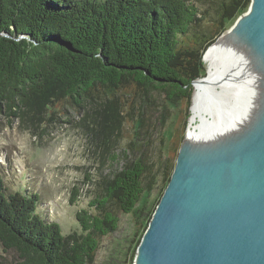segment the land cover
<instances>
[{
	"label": "trees",
	"instance_id": "trees-1",
	"mask_svg": "<svg viewBox=\"0 0 264 264\" xmlns=\"http://www.w3.org/2000/svg\"><path fill=\"white\" fill-rule=\"evenodd\" d=\"M250 2L0 0V113L34 123L71 107L104 153L127 121L136 126L122 156L107 158L124 163L99 179L90 204L96 211L76 213L80 231L64 235L59 222L37 212L38 194L11 191L0 176V243L17 252L10 264H95L99 236L118 229L117 212L143 219L145 192L158 179L164 191L176 163L145 186L147 142L138 141L145 101L151 92L164 94L163 119L170 105L187 107L193 81L205 71L206 49Z\"/></svg>",
	"mask_w": 264,
	"mask_h": 264
},
{
	"label": "water",
	"instance_id": "water-1",
	"mask_svg": "<svg viewBox=\"0 0 264 264\" xmlns=\"http://www.w3.org/2000/svg\"><path fill=\"white\" fill-rule=\"evenodd\" d=\"M218 39L254 74L253 106L190 144L186 132L134 264H264V0H251L204 61Z\"/></svg>",
	"mask_w": 264,
	"mask_h": 264
},
{
	"label": "rangeland",
	"instance_id": "rangeland-1",
	"mask_svg": "<svg viewBox=\"0 0 264 264\" xmlns=\"http://www.w3.org/2000/svg\"><path fill=\"white\" fill-rule=\"evenodd\" d=\"M234 21L235 19L231 20L230 24ZM207 72L208 63L205 61L203 76ZM164 97V94L151 92L142 110L146 120L138 141L147 142L145 160L148 172L145 186L154 173L168 171L169 167L172 169L192 114L193 97L187 107L182 102L176 106L170 105L171 110L167 111L163 119ZM138 113L137 110L134 117L139 116ZM82 117V113L78 114L67 106L62 107L55 115H47L34 123L22 122L19 118L11 120L0 113L1 178L11 191H19L23 195H31L32 192L38 194L37 212L47 220L59 222L64 235L80 231L76 219V213L80 209L96 211V207L90 204L98 192L99 179L124 163V160L107 161V158L113 154L121 157L126 144L134 141L136 136V126L127 121L115 136V144L108 153H104L99 136L89 135L86 128L81 126ZM175 135L178 138L170 140ZM169 143L171 147L167 153ZM128 155L133 156L131 151L127 152ZM163 188L164 182L158 179L152 190L145 192L148 206L142 220L137 219L134 213L117 212L120 218L118 229L99 236L100 247L95 264H134L136 248L145 231L144 227L151 219L150 215L154 212ZM0 255L4 264H10L15 261L17 252H5L0 243Z\"/></svg>",
	"mask_w": 264,
	"mask_h": 264
},
{
	"label": "bare ground",
	"instance_id": "bare-ground-1",
	"mask_svg": "<svg viewBox=\"0 0 264 264\" xmlns=\"http://www.w3.org/2000/svg\"><path fill=\"white\" fill-rule=\"evenodd\" d=\"M205 61L208 72L194 83L187 144L241 121L253 106L257 91L246 59L222 39L208 50Z\"/></svg>",
	"mask_w": 264,
	"mask_h": 264
}]
</instances>
